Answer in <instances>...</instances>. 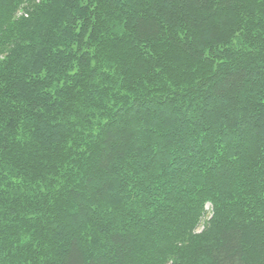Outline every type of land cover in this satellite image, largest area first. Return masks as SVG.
Returning a JSON list of instances; mask_svg holds the SVG:
<instances>
[{
  "label": "trees",
  "instance_id": "1",
  "mask_svg": "<svg viewBox=\"0 0 264 264\" xmlns=\"http://www.w3.org/2000/svg\"><path fill=\"white\" fill-rule=\"evenodd\" d=\"M0 264H264V0H0Z\"/></svg>",
  "mask_w": 264,
  "mask_h": 264
},
{
  "label": "rangeland",
  "instance_id": "2",
  "mask_svg": "<svg viewBox=\"0 0 264 264\" xmlns=\"http://www.w3.org/2000/svg\"><path fill=\"white\" fill-rule=\"evenodd\" d=\"M209 210V209H208Z\"/></svg>",
  "mask_w": 264,
  "mask_h": 264
}]
</instances>
